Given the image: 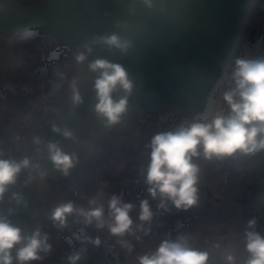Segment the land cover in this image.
Masks as SVG:
<instances>
[{
	"label": "crops",
	"instance_id": "obj_1",
	"mask_svg": "<svg viewBox=\"0 0 264 264\" xmlns=\"http://www.w3.org/2000/svg\"><path fill=\"white\" fill-rule=\"evenodd\" d=\"M23 7L39 8L48 0H17ZM1 2V0H0ZM45 33L26 31L18 34L0 32V152L3 158H11L8 153L9 136L13 129V116L23 108L25 95L35 91L38 81L47 78L58 68L65 80L63 101L49 127V141L57 142L65 152L75 153L77 163L68 176L53 167L46 149L38 167L25 171L18 193L23 202L15 205L11 221L30 233L40 226L49 236L52 251L41 261L32 264H67L66 257L73 251L87 249L79 264H137V257L154 251L163 240L174 239L178 233L191 235V244L200 250L212 253L211 264H223L222 251L230 246L235 249L238 264L246 257L243 233L247 221L257 218L256 229L264 234V152L255 154V160L262 168L254 184L235 189L223 187L214 174L217 160L199 159L200 181L198 206L187 211L172 208L165 212L157 210L158 201L151 200L154 218L152 232L137 241L127 236L134 245L128 253L117 243L107 228L94 227L81 229L66 228L63 231L53 227L49 219L51 210L60 203L73 201L77 206L87 208L95 197L104 205L107 214L108 200L111 196L103 193L99 181L111 183L112 194L123 196L136 208L131 213L135 220L139 213V203L147 198L141 168H146L149 149L145 145L157 133L174 130L181 122L203 120L202 113L181 110L178 103L165 108L151 110L132 109L131 103L141 100L147 92V79L143 71L134 68V60L124 59L123 67L133 90L128 97V108L120 123L107 127L94 111L96 103L93 81L96 74L88 70L89 61L105 58L114 63L111 51L92 49L88 61L78 64L75 56L87 46L80 43L57 41L50 35L48 43H42ZM36 53L37 57L30 55ZM264 58V39L261 46ZM78 82L83 103L73 106L70 84ZM122 90L114 91L119 99ZM53 125L68 128L75 138L66 139L54 133ZM43 173V176L41 175ZM111 194V195H112ZM171 207V206H170ZM0 211L6 213L1 204ZM7 214V213H6ZM72 232L92 238L99 237L100 247L82 245L71 238ZM219 243L220 249L212 245Z\"/></svg>",
	"mask_w": 264,
	"mask_h": 264
},
{
	"label": "clouds",
	"instance_id": "obj_2",
	"mask_svg": "<svg viewBox=\"0 0 264 264\" xmlns=\"http://www.w3.org/2000/svg\"><path fill=\"white\" fill-rule=\"evenodd\" d=\"M151 8L153 0H141ZM96 43L109 50L126 52L131 42L118 33L96 38ZM92 49L86 47L80 51L75 60L78 64L88 61ZM88 70L95 73L93 89L96 103L94 111L105 126L112 127L121 122L128 108V97L133 90L123 66L105 58H96L87 64ZM71 103L78 106L83 103L78 82L73 79L70 84ZM117 89L124 95L119 99L113 93ZM227 111L214 112L208 120L181 122L174 130L157 133L145 145L148 152L146 168L139 174L143 177L147 198L139 203V213L134 220L131 213L136 205L125 202L123 196L113 194L108 200L107 214L104 205L95 197L88 202V207L77 206L73 201H66L55 206L49 219L53 227L60 231L69 227V221L96 230L107 228L117 237L121 248L131 253L134 245L125 237L134 236L137 241L152 232L154 212L151 200L158 201L157 210L169 212L187 211L198 206L200 202L199 159L206 161L223 160L237 155L252 156L264 152V58H237L227 77V86L221 93ZM54 133L66 139H74V133L68 128L53 125ZM35 145L43 143L39 136L33 138ZM48 159L62 175L68 176L75 167V153H68L53 141L47 142ZM38 167L29 157L22 159H5L0 152V203L16 184L19 175L25 169ZM43 176V173H41ZM150 198V199H149ZM11 200L17 205L23 202L18 192L11 193ZM171 206V207H170ZM15 209L9 208L7 214L0 211V264H32L41 261L52 251L49 236L40 226L30 233L14 224L10 216ZM257 218L247 221L243 233L246 257L240 264H264V234L256 229ZM71 238L82 245L91 244L100 247L99 237L82 236L72 232ZM191 235L178 233L174 239L161 241L154 251L137 257V264H211L212 253L200 250L191 244ZM220 249L219 243L212 245ZM87 249L73 250L67 257V264H79ZM223 264H238L235 249L231 246L222 251Z\"/></svg>",
	"mask_w": 264,
	"mask_h": 264
},
{
	"label": "water",
	"instance_id": "obj_3",
	"mask_svg": "<svg viewBox=\"0 0 264 264\" xmlns=\"http://www.w3.org/2000/svg\"><path fill=\"white\" fill-rule=\"evenodd\" d=\"M249 0H48L39 8L1 0L0 32L33 30L57 41L107 49L96 38L112 33L131 42L126 52L112 49L114 63L134 60L143 71L147 92L132 109L151 110L178 103L198 113L217 76L206 66L222 68Z\"/></svg>",
	"mask_w": 264,
	"mask_h": 264
},
{
	"label": "built area",
	"instance_id": "obj_4",
	"mask_svg": "<svg viewBox=\"0 0 264 264\" xmlns=\"http://www.w3.org/2000/svg\"><path fill=\"white\" fill-rule=\"evenodd\" d=\"M264 35L261 36L259 50L261 51ZM42 43H48L49 37L44 34L41 38ZM234 47V46H233ZM236 48V47H235ZM230 53L226 59L224 71L225 77H228L234 65L233 59H236L234 53ZM231 50V51H232ZM32 58L37 57L36 53L30 55ZM249 57V56H248ZM245 57L244 59H247ZM261 58V57H260ZM251 59H254L252 57ZM225 87H220V92ZM65 80L61 76L59 69L56 68L45 79L38 81L35 91H29L25 95L23 108L17 111L13 116V129L9 136L8 153L12 159H22L29 157L34 165L44 157L49 142V127L60 107L65 94ZM39 136L43 143L35 145L33 138ZM262 169L255 160V155L241 156L237 155L223 160H217L214 165V174L218 182L223 187H232L239 189L241 187L255 183L257 176ZM27 169L19 175L15 185L11 187L8 194L5 195L3 203H0L3 210L7 213L9 208L15 209V201L11 200V193L18 192L21 186L23 175ZM100 185L103 193H108L109 182L102 180ZM75 218H73L74 220ZM69 221V229H87Z\"/></svg>",
	"mask_w": 264,
	"mask_h": 264
},
{
	"label": "rangeland",
	"instance_id": "obj_5",
	"mask_svg": "<svg viewBox=\"0 0 264 264\" xmlns=\"http://www.w3.org/2000/svg\"><path fill=\"white\" fill-rule=\"evenodd\" d=\"M262 35H264V0H249L245 13L242 16L237 32L235 34L230 52L232 49H235L234 53L236 55V59H244L248 56L249 57L247 59H251L252 57H254V59L260 58L261 51L258 47ZM236 59H233V63ZM224 66L225 63L222 68H216L212 65L206 66L207 71L215 73V75L217 76V82L206 104L201 108H197L200 109L198 113L203 114V120L210 119L214 112L227 111V106L223 103L221 98L222 91L220 92V87L223 88L227 86V77H225V71H223ZM101 181H99V185ZM110 186L111 183L109 182V196H111L112 194Z\"/></svg>",
	"mask_w": 264,
	"mask_h": 264
},
{
	"label": "bare ground",
	"instance_id": "obj_6",
	"mask_svg": "<svg viewBox=\"0 0 264 264\" xmlns=\"http://www.w3.org/2000/svg\"><path fill=\"white\" fill-rule=\"evenodd\" d=\"M251 8V7H250ZM250 17V16H249ZM246 20V19H245ZM245 24V23H244ZM246 30V29H245ZM241 42V41H240ZM233 54V50L230 53V56ZM224 71V70H223ZM219 83V82H218Z\"/></svg>",
	"mask_w": 264,
	"mask_h": 264
}]
</instances>
